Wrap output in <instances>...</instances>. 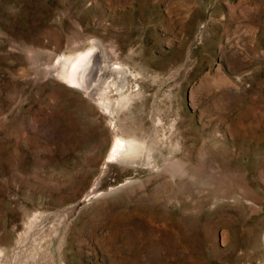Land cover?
Segmentation results:
<instances>
[{
  "label": "rangeland",
  "instance_id": "1",
  "mask_svg": "<svg viewBox=\"0 0 264 264\" xmlns=\"http://www.w3.org/2000/svg\"><path fill=\"white\" fill-rule=\"evenodd\" d=\"M91 49L102 103L59 78ZM263 237L264 0H0V264H264Z\"/></svg>",
  "mask_w": 264,
  "mask_h": 264
},
{
  "label": "bare ground",
  "instance_id": "2",
  "mask_svg": "<svg viewBox=\"0 0 264 264\" xmlns=\"http://www.w3.org/2000/svg\"><path fill=\"white\" fill-rule=\"evenodd\" d=\"M98 50L100 49L98 48ZM101 64L99 55L94 49L85 52L77 51L72 55L63 56L61 58L59 64V78L65 85L76 87L85 94L93 97L97 102L102 103L101 96H97L92 92L94 90L93 87L97 83L96 77L102 73ZM134 147L135 144L131 142L117 139L113 144L109 157L117 160L124 159V157L128 155L127 153Z\"/></svg>",
  "mask_w": 264,
  "mask_h": 264
}]
</instances>
